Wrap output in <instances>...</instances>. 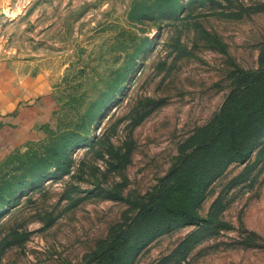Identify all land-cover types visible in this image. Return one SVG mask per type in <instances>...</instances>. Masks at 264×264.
<instances>
[{
	"label": "rangeland",
	"instance_id": "rangeland-1",
	"mask_svg": "<svg viewBox=\"0 0 264 264\" xmlns=\"http://www.w3.org/2000/svg\"><path fill=\"white\" fill-rule=\"evenodd\" d=\"M0 75V264H264V0H0Z\"/></svg>",
	"mask_w": 264,
	"mask_h": 264
},
{
	"label": "crops",
	"instance_id": "crops-1",
	"mask_svg": "<svg viewBox=\"0 0 264 264\" xmlns=\"http://www.w3.org/2000/svg\"><path fill=\"white\" fill-rule=\"evenodd\" d=\"M3 74L6 76L4 72ZM15 94L11 80L9 81L0 75V115H4L15 108L18 102Z\"/></svg>",
	"mask_w": 264,
	"mask_h": 264
},
{
	"label": "trees",
	"instance_id": "trees-1",
	"mask_svg": "<svg viewBox=\"0 0 264 264\" xmlns=\"http://www.w3.org/2000/svg\"><path fill=\"white\" fill-rule=\"evenodd\" d=\"M227 118H229V116L226 117L224 115L220 118L219 129H221V125L220 124L222 123V121L227 119ZM219 134L220 133H217V136ZM241 150L238 151V153H237L239 156L242 155V151ZM162 207H163L165 212L179 214L181 217L189 219V220H192V221H194L196 219V217L191 212H189L187 209H184V208H181V207H178V206H175V205L165 204V203H162Z\"/></svg>",
	"mask_w": 264,
	"mask_h": 264
}]
</instances>
